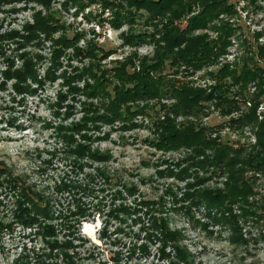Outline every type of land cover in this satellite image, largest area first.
Segmentation results:
<instances>
[{"label":"rangeland","instance_id":"obj_1","mask_svg":"<svg viewBox=\"0 0 264 264\" xmlns=\"http://www.w3.org/2000/svg\"><path fill=\"white\" fill-rule=\"evenodd\" d=\"M218 1L229 11L189 36L214 42L226 29L228 47L194 68L172 60L184 46L172 53L158 30L171 21L186 28L201 4L186 12L181 4L191 2L181 0L153 20L123 0H0V264H264V0ZM119 5L141 20L115 27ZM41 21L54 26L51 38L29 36ZM133 36L143 41L129 44ZM244 63L261 71L223 81L232 104L175 108L172 85L218 96L214 74ZM147 65L164 83L123 105L134 112L126 121L102 119L107 93L134 85L121 68L129 77ZM30 66L38 81L23 83L17 74ZM92 72L109 90L86 88L95 85ZM170 128L202 130L242 151L232 166L210 157L201 167L188 146L156 147ZM234 188L248 192L220 207L196 203ZM155 222L180 241L165 243Z\"/></svg>","mask_w":264,"mask_h":264},{"label":"trees","instance_id":"obj_2","mask_svg":"<svg viewBox=\"0 0 264 264\" xmlns=\"http://www.w3.org/2000/svg\"><path fill=\"white\" fill-rule=\"evenodd\" d=\"M124 2L128 3L127 7L130 9H136V10H146L150 15H152V19L156 20L157 16L168 12L175 4L179 3L181 0H123ZM191 2L190 6H187L185 4L182 5V9L184 11H191L192 6L196 4H201V10L198 13V15L192 17L188 21V25L186 28H182V26L176 25L173 21L169 23L168 25L162 26L161 29H159L158 33L161 36V40L165 42L168 45L169 50H172V53L175 49H180L175 55L172 60L174 62H178L180 64H186L187 66H192L194 68H202L209 63L212 62L213 58H217L224 54L226 52V49L228 47V37L230 35L229 32H224L226 29L223 30V34L220 35V38H218L217 41L210 42L209 40H206L205 37H199V38H193L190 37L189 33L195 31L196 29L205 28L208 26L209 23H211L215 18L219 16V14L222 13V11L225 10L222 4L219 3L217 0H189ZM119 12L115 14V20H113L111 23L119 28L120 25H123L125 23L127 24H134L137 19L141 20V16L135 17L134 12H131L129 10H126L122 5H119ZM128 9V8H127ZM225 11H229V9L226 7ZM149 20V19H148ZM146 20V22L148 21ZM145 22V23H146ZM38 26V27H37ZM36 27H34V31H37L36 33H30L29 36L38 37L39 34H44L45 37L51 38L53 33L54 26H51L49 24H46L44 21L38 22ZM214 29H217L216 27ZM227 35V36H226ZM28 36V41L31 39ZM142 36V35H141ZM130 37V36H129ZM135 36L131 38H126V41L129 42V44H134V41H138L139 39H134ZM152 37V36H151ZM3 38V37H0ZM143 40L140 39L139 42H142ZM64 42L62 45L68 46L70 39L66 38L64 39ZM262 48H259L260 55L264 53V50H261ZM62 52H55L53 64L56 65L59 62V59L61 57ZM80 55H82V52ZM90 54V49L87 50V54ZM251 65H248L244 63V66L241 69H236L234 71H230L223 67L219 71L216 72L215 78L218 81V96H214V94L210 95H203L200 93V91H196L193 89H189L186 86L176 87V85H172L170 87L171 91V97L173 99H176L178 101L179 106H175L177 109L178 107L180 109L190 111L194 108L198 107L200 102L205 100H218V101H227L230 100L228 97L222 95L223 93V81L231 77L233 80H236L237 82H245L250 79H254L257 77V72L259 69L257 68H249ZM31 67V66H30ZM152 66L147 65L143 66V70L141 73L134 72L133 74H129V77H127V73L125 71H122L121 68V78L124 81H129L128 83H133L134 85L132 87L128 86L125 88H119L115 87V93L113 96L109 95L107 93L108 98V104L104 105V111L105 115L102 114L100 116L102 119L107 120L108 123H112V121H126V117L129 118V116L134 115V112H123L121 111V107L127 103L130 102V100H136L137 97H140L141 94L148 95L156 92V89H159L157 86L158 84L164 83L163 80H157L155 76H152ZM251 67H256L255 65ZM124 70V69H123ZM260 70V69H259ZM261 71V70H260ZM93 73V72H92ZM118 75V74H117ZM95 81V85L91 87L90 83L86 84V88L88 89H97L99 90L101 86L107 84L106 90H109L110 82H108L107 78L105 76L103 78L99 77L97 74H91ZM17 77L20 81L23 83H26V81L30 78L33 81H38L36 74L34 70L29 68V70L26 69L24 72H19L17 74ZM140 79L144 80V85L139 87ZM41 83V82H39ZM154 85V86H153ZM222 85V87L220 86ZM216 93V92H215ZM233 100H230V104H232ZM251 116V115H250ZM257 117L256 115H252V119ZM110 121V122H109ZM242 118L238 119L237 122L240 123ZM244 122V121H243ZM248 122V121H247ZM168 122L165 123V125ZM168 129V128H167ZM262 130H264V127L262 126ZM263 133L264 137V131ZM156 147H159L160 149H167V148H173V147H179V146H188L193 150V153L196 154L198 158V164L201 167H203L207 160L211 157V165L220 167L223 164H226L228 166H232L235 162L232 155H237L242 151L241 149H234L229 146H223L219 145L216 141L208 139L207 135H205V132L202 130H194V129H183L182 131H176L172 130L170 128V131L166 134H162L160 136V139L158 140V143L155 144ZM264 147V143H263ZM86 150V148H85ZM207 151L211 152V156H207ZM202 158V159H199ZM213 158V159H212ZM17 184V183H16ZM248 192L246 189H240V188H234L232 192L229 195L221 196V195H212V194H204L203 196L197 198L196 203L199 201L204 202L209 208H215L220 207V205H224L226 202V199L230 200L231 196L233 197H239V196H245V194ZM205 197V198H204ZM203 198V199H202ZM201 199V200H200ZM43 210L40 209V207L36 204L34 207V212L36 215L41 216L43 215ZM155 228L161 234L163 237L164 242L172 241V242H179L180 241V234L178 233H172L168 229L166 223L163 222H155ZM180 259L183 261H187L188 254L186 251H179V254L177 255Z\"/></svg>","mask_w":264,"mask_h":264}]
</instances>
